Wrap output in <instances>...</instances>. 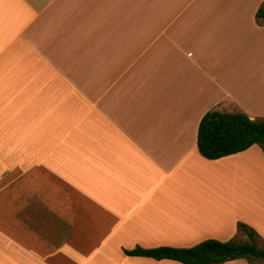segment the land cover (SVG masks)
I'll return each instance as SVG.
<instances>
[{"label":"crops","instance_id":"crops-1","mask_svg":"<svg viewBox=\"0 0 264 264\" xmlns=\"http://www.w3.org/2000/svg\"><path fill=\"white\" fill-rule=\"evenodd\" d=\"M263 4L0 0V264L264 241L263 149L197 146L211 110L264 120Z\"/></svg>","mask_w":264,"mask_h":264},{"label":"trees","instance_id":"trees-1","mask_svg":"<svg viewBox=\"0 0 264 264\" xmlns=\"http://www.w3.org/2000/svg\"><path fill=\"white\" fill-rule=\"evenodd\" d=\"M257 21L264 25V4L257 12ZM197 146L208 160H218L259 146L264 151V120L251 119L246 113L209 111L199 123ZM238 230L246 241L220 242L206 240L192 248L158 247L125 251L129 256L156 260H173L182 264H224L245 259L250 264L264 261V247L258 244L259 235L247 225L239 223Z\"/></svg>","mask_w":264,"mask_h":264},{"label":"rangeland","instance_id":"rangeland-1","mask_svg":"<svg viewBox=\"0 0 264 264\" xmlns=\"http://www.w3.org/2000/svg\"><path fill=\"white\" fill-rule=\"evenodd\" d=\"M251 163H252V162L249 163L250 170H253V169L256 168V167H254V165L251 164ZM250 176H251V177H250V182L252 183L253 175L251 174ZM246 240H247V238H246ZM246 240H239V241H246ZM258 244H259L261 247H264V241H263L262 239H259V240H258Z\"/></svg>","mask_w":264,"mask_h":264}]
</instances>
